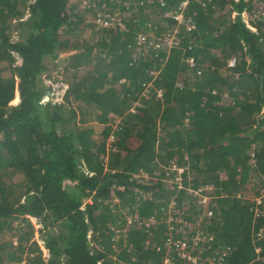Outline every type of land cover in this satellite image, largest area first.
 Segmentation results:
<instances>
[{
	"label": "trees",
	"instance_id": "16d2710c",
	"mask_svg": "<svg viewBox=\"0 0 264 264\" xmlns=\"http://www.w3.org/2000/svg\"><path fill=\"white\" fill-rule=\"evenodd\" d=\"M182 1L165 0L160 8L143 0H0V62L11 73L0 77V236L22 224L21 240L28 243L31 219H38L28 264H162L165 241L186 238L184 229L176 233L165 222L162 183L145 176L166 161L188 168L190 190L176 193L178 219L199 214L198 195L189 191L212 187L217 213L201 229L212 251L226 253L223 264H264V237L256 236L264 228V203L254 218L252 204L235 197L251 182L264 185V21L252 18L263 1L191 2L184 18L194 29L182 49L163 63L135 59L146 13L156 11L171 26L164 12ZM129 10L121 26L96 29L99 14ZM15 18L18 37L11 40ZM87 27L89 40L79 35ZM191 48L198 50L196 72L182 62L193 56ZM61 53H71L64 68L71 71L68 90L64 82L46 84ZM83 68L89 73L76 80ZM152 70L159 74L149 76ZM10 173L25 178L18 191L1 181ZM119 203L136 205L138 217L123 238L114 227L123 223ZM152 216L156 222L146 227Z\"/></svg>",
	"mask_w": 264,
	"mask_h": 264
},
{
	"label": "rangeland",
	"instance_id": "374dc122",
	"mask_svg": "<svg viewBox=\"0 0 264 264\" xmlns=\"http://www.w3.org/2000/svg\"><path fill=\"white\" fill-rule=\"evenodd\" d=\"M152 1L154 2L153 4H157V0H152ZM261 1H263V3H262V5L260 4L259 6H257L258 10H264V0H260V2ZM86 3H87V1H83L82 6H85ZM180 3H179V5H180ZM135 8L136 7L134 6V9ZM176 8H172V9H176ZM187 8H188V6H187ZM134 9L132 8V10H131L132 13L134 12ZM22 11L25 12L26 9L22 8ZM131 12L129 10V11H127V13H124V14L122 13L121 16H119L117 14V12L113 13L112 15L107 14L109 16L108 20H110L111 25H108L107 21H105V20H102L101 22L98 23L97 19H96V21L94 22L95 27H96V29H99V30L101 28L115 27V25H116L115 22L121 21L122 18L131 17L132 16ZM146 14L147 15L149 14L148 15V21L156 26V30H155V32L152 31L153 33L149 30H146V29L140 31V33H142L144 35L159 36L167 30L174 29L176 26V23H173L171 26L168 25V23L164 22L162 17L160 15H158L156 11L154 13H146ZM86 16L88 17V15H86ZM98 17L101 18V14H99L97 16V18ZM25 18H27L26 12L24 13L23 19H25ZM102 18H104V16ZM20 21H22V20H20ZM172 21H174V20H172ZM246 21H247V19H246ZM17 22L18 21H16V18L11 19V23H10L9 31H8V33L10 34L9 36H10L11 40H17V37H18V32H16ZM79 30L81 31V33L79 35H80V37H82V39L89 40L91 38L92 28L87 27V28H83V30H82V28H79ZM68 37L69 36H67V38ZM96 38H97V36H96ZM191 51H192L191 54L193 55V59H194L195 66H196L195 57L197 55L198 50H197V48H194V49L191 48ZM212 54H214L213 50L210 51V55H212ZM69 55H71V53L59 54L58 59L54 62L57 65L56 69L52 73L50 81L46 82V84L51 83L52 86L55 87V86H57V84L60 85L64 82V84H65L64 88L68 90L70 84H69V82L68 83L65 82V78H66V76L68 77L71 75V71H69V70L65 71L64 68L66 66V64H65L66 60L65 59ZM134 55H135L134 57L142 56V54H140V50H137L136 52H134ZM12 56H14V58L16 60L15 64H17L19 62L18 56L15 53H13ZM146 56L147 55H143L142 57H146ZM215 56H216V53H215ZM142 57H141V59L144 61V59ZM232 58L233 57H231V59ZM227 64H228V62H227ZM187 67H189V66H187ZM195 68H190V69L195 71ZM193 71L188 70L187 76L188 75L193 76L192 75ZM87 73H89V71L87 69L83 68L79 72H77V76H75V79L76 80H82V79L86 78ZM10 76H11V73L9 72V69L7 67V63L5 61L0 62V77L1 78H8ZM147 87L150 88L153 86L149 85ZM148 88L146 89V91H148ZM16 95L18 96V93L15 94V97H16ZM145 96H148V95H145ZM53 102H55V101H53ZM18 103H19V98L17 99V101H16V99H14L11 102L10 106H15ZM135 105H137V104H135ZM87 122H89V121H87ZM91 126H95L96 127L95 131L97 133L99 132V125H97V123L94 122V123H92ZM166 162H168V161H166ZM166 162L163 164H160L162 166H159L158 169L156 170V173L152 174L153 177H150L147 175H145V176H146L147 180L148 179L149 180L159 179L160 183H162V185H160V189H159V192H160L159 194L161 195L159 198H163L162 202H164L166 199H168L167 208H165V210L162 209V211H165L164 213L166 215L168 214L165 222L167 224L173 223L172 226L174 227V230H176V233L178 231H183V229H184L183 234H184V236H186L188 244H190L192 242V240L195 238V236L200 237L201 235H203V233H202L203 231L201 229H203L204 226L202 227V223L205 224V222H203V220L204 219L207 220L208 213L212 212L213 215H214V213H217V211H215V206L212 205L211 200H210V199H212L211 197H213V194H212L213 188L205 186L206 188L205 187L202 188L203 193H198L197 191H194V190L189 191V192H193V195L195 194V197L197 196V194H199V195H202L205 197L207 196L206 198H210V199H209V202L204 204V205H201V202L198 200V204L195 206V208L198 210L199 214H192V213L186 214L187 220H190V221L182 222L180 219H178L177 215L179 213H178V209H177L176 205L174 204V201H172L173 204H171L170 200L176 201V193H178L179 191L190 190V187H187L184 185V179H185L184 175L187 172L188 168L185 166L178 165L177 162H175V161L174 162L169 161L167 164H166ZM189 173L190 172L188 171V178L191 179L192 175L191 174L189 175ZM24 179H25L24 177H21L18 175L17 176L11 175V173H10V175H7V176L5 175V177H2L1 181L5 182V184L11 185L12 188H14L15 190L17 189V191H18L19 188H22V183L24 182ZM179 183L182 184V188L178 187ZM262 184H263V182H262ZM262 184H261V180H259V181L257 180L256 182L249 183V185H247L246 188L244 186H242L240 188V193L237 194L235 197L237 199L241 200L242 202H247L250 206L251 204H253L252 200H254V198L257 196V194L262 189V188L259 189V186H261ZM149 185L154 186L156 184H149ZM169 191H174V193H173L174 195L173 194L169 195ZM145 198H146V196H145ZM87 202L89 203V202H91V200L87 199L84 201V203H87ZM114 203H118V201L115 199ZM185 203H187V202H185ZM200 208L202 209V212H200ZM118 210H119L118 212H121V214L123 215V223L117 224V222L114 221V227H115L116 231L118 232V234H120V235H118V237L123 238L126 236L127 230L130 229L129 225L135 224L137 219H138L137 215L134 216V214H133L134 213L133 210L136 212V205H133L131 207V206H125L123 203H119ZM137 213H138V211H137ZM168 222H170V223H168ZM147 223H149V222L147 221ZM13 224H14V226H15V224L18 225L17 222H14ZM153 224H150V225H153ZM21 225L22 224H19L18 227L15 228L14 230H11V229L8 230L7 229V231H4L3 234H1V236H0V258L1 257H7L8 259H10L11 254H12V256H14L15 259L11 258L10 260L19 261L24 255L28 257L32 253L29 251L30 245L34 241L38 242V237H39L38 228L40 227V224L38 226V219H36V218H33L31 220L32 231H33L32 233L33 234H32V237L30 238L28 243L21 240L22 233L26 232L25 227L20 228ZM183 225H184V228H183ZM205 225H207V224H205ZM110 228H113V226L111 225ZM168 230H169V227H168ZM27 232H28V229H27ZM90 237H91V232L89 231L88 232V239H90ZM171 237L175 238L177 236L174 234V236L171 235ZM199 243L202 244L201 247L199 248V250H201V249L205 250L206 248H209L207 246V240L200 241ZM19 247H21V248H19ZM23 247H24V250H22ZM196 247H199V245H197ZM255 251H256V253H258L260 250L258 251V248H256ZM199 255H197V256H199ZM210 255H211V251L206 252V256H210Z\"/></svg>",
	"mask_w": 264,
	"mask_h": 264
},
{
	"label": "built area",
	"instance_id": "2783aa9c",
	"mask_svg": "<svg viewBox=\"0 0 264 264\" xmlns=\"http://www.w3.org/2000/svg\"><path fill=\"white\" fill-rule=\"evenodd\" d=\"M147 4H153L154 2L152 0H143ZM191 2H196L199 4L204 5L206 1L204 0H183L180 5L176 9H166L164 12V17L169 19V20H174L176 23V26L172 30H167L163 34L159 36H153V35H144L142 33H138L135 36V49L134 52L137 50H140V54L147 55L148 57H152L153 59H157L159 62L163 63L166 59H168L170 52L172 50H175L177 48H181V42L187 38V34L193 31L194 25H192L190 19H185L184 18V12ZM207 2H211V0H207ZM157 4L159 5L160 8H166V2L165 0H157ZM109 16L107 15L106 18H97V22H101L102 20L107 21L108 25H111L110 20H108ZM252 18H254L257 21H264V10H255L252 14ZM242 19L247 25L248 23V17L246 16V13L242 14ZM247 19V21H246ZM116 25L121 26V21L115 22ZM145 29L149 31H154L156 30V26L153 25L151 22H148L145 24ZM153 33V32H152ZM162 55V56H161ZM135 56V55H134ZM142 56H137L136 58H141ZM160 59V58H163ZM184 65L189 66L190 68H195V62L193 59V56L189 58H184L182 60ZM235 65V58H232L228 61L227 66L229 68L234 67ZM149 76L155 77L159 74V71L152 70L151 72L148 73ZM199 74V73H198ZM152 86L151 82L147 84V86ZM146 86V87H147ZM158 96H160V91H158ZM180 170V169H179ZM178 179V178H177ZM182 182V181H181ZM179 188H182V184H178ZM200 193V191H198ZM198 195V200L201 202V205H204L209 202L210 198H206L205 196ZM211 200V199H210ZM176 204L175 200H170V203ZM252 207H250V211L253 213L254 218H258L260 216V211L258 209L259 206H262L264 203V185L258 195L254 198ZM203 208V207H202ZM169 209V208H168ZM167 209V210H168ZM169 213V212H168ZM212 212H209L207 215V219L212 217ZM32 220V219H31ZM147 221L149 223H147ZM146 221L145 226L149 227L150 224H153L156 222L155 217H149L148 220ZM153 221V222H152ZM152 222V223H151ZM170 223V222H168ZM39 226V224H38ZM257 238H263L264 237V228H261L260 230L257 231ZM205 236H195V238L192 240L190 244H188V241L185 237L180 238V239H172L168 238L165 243L163 244V249H166V256L163 259L162 264H223L224 257L226 253H222L221 255L219 254L220 251H212V248L210 247V241L211 239L207 240V246L209 248L201 249V243L200 241L206 240L204 238ZM182 239V240H181ZM199 245V247H196ZM155 251L159 252L161 251V248L159 246H155ZM211 255L205 257L206 259H203L201 255L206 252H210ZM259 251V249H258ZM257 251V252H258ZM174 252L176 256H171L169 253ZM200 254V255H199ZM195 255V256H194ZM199 255V256H197ZM193 256V257H192ZM206 256V255H205ZM218 256V258H217ZM34 257V254L31 253L28 257L23 256L19 261H13L8 259L7 257H1L0 258V264H28V260Z\"/></svg>",
	"mask_w": 264,
	"mask_h": 264
},
{
	"label": "water",
	"instance_id": "95a60500",
	"mask_svg": "<svg viewBox=\"0 0 264 264\" xmlns=\"http://www.w3.org/2000/svg\"><path fill=\"white\" fill-rule=\"evenodd\" d=\"M45 101V100H44Z\"/></svg>",
	"mask_w": 264,
	"mask_h": 264
}]
</instances>
